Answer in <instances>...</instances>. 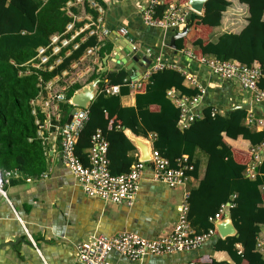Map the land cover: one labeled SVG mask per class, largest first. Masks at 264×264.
Wrapping results in <instances>:
<instances>
[{"label":"trees","instance_id":"obj_1","mask_svg":"<svg viewBox=\"0 0 264 264\" xmlns=\"http://www.w3.org/2000/svg\"><path fill=\"white\" fill-rule=\"evenodd\" d=\"M69 1L75 0H0V170L38 176L48 168L46 147L38 134L36 122L37 119L43 122L46 118L42 106L48 97L46 85L57 76H60L56 83L59 87L66 84V77L62 73L71 69V65L88 48L98 45L97 35H90L82 41V36L88 33L85 32L77 35L60 53L52 55L46 65L40 68L32 65L38 60L36 56L41 46H48V51L52 52V35L71 38L76 29L88 22L87 19L77 21L76 16L91 15L97 19L100 15L97 8L90 6L89 0L72 7H69ZM239 2L242 4L239 8L230 10L234 7L233 0H208L204 13L194 12L190 22L192 25L198 21L209 24L214 34L209 40L197 37L188 44L195 48L199 57L264 66V0ZM166 6L164 4L158 9L159 15H162ZM68 8L75 16L68 14ZM228 19H236L235 25L231 26ZM227 22L230 26L225 29ZM71 23H74V29L68 31L67 26ZM185 41L184 37L178 39L177 48H185ZM76 42L80 45L73 49ZM111 48L112 43L105 41L100 51L101 57L108 54ZM69 49L71 53L67 55ZM58 58L63 59L56 65ZM51 64L55 66L53 69L49 68ZM162 71L161 78L151 76L144 82L137 93L135 106H124L121 102V95L130 92V88L124 84L128 78L126 70L105 73L94 71L89 82L102 75L103 79L109 78L111 84L120 85V92L109 95L106 92L108 86L105 87L102 81L100 85L103 88L90 106V119L85 129L89 127L91 136L97 129L103 130L110 142V168L114 174L129 171L135 162L129 155L135 147L124 128L114 130L113 135L106 129L116 114L122 115L123 126L134 133L144 136L156 134L154 147L171 161L172 166H177V158L188 155L189 163L194 165V169L188 172L190 178L199 177L202 157L198 153L204 154V175L196 186L191 185L188 189L191 226L197 233L210 230L214 227L210 217L223 204L234 202L231 214L240 234L219 238L217 242L219 249L231 254L233 263L213 260L205 264H243L244 261L247 264H264V255L257 248V238L264 224V154L259 169H255L251 177L248 175L250 163L238 162L232 144L227 140L242 137L255 148L264 142V128L258 130L248 125L247 110L228 108L222 112L214 103L202 108L201 118L181 128L180 108L168 96V91L176 88L182 95L192 97L198 93V89L188 87L189 82L184 73L174 67L167 66ZM259 85L264 88V77ZM81 87L76 82L65 91V99L60 102V118L56 120L55 116L52 117L54 124L67 122L73 108L69 99ZM152 104H158L160 109L151 110ZM81 151L78 144V154L88 163ZM253 159L254 156L251 161ZM237 244H242L241 251Z\"/></svg>","mask_w":264,"mask_h":264},{"label":"crops","instance_id":"obj_2","mask_svg":"<svg viewBox=\"0 0 264 264\" xmlns=\"http://www.w3.org/2000/svg\"><path fill=\"white\" fill-rule=\"evenodd\" d=\"M94 1L103 9L101 14L103 25L111 31V35H97L96 53L85 57L83 55L71 65L70 72L66 76L67 84L74 81L83 87L93 81L89 82V79L94 71L99 70L101 73L126 70L128 73L126 79H143L142 76L156 62V58L161 56L163 61L175 64L177 66L175 69L179 72L196 75L202 82L206 92L202 96L201 109L206 104L214 103L224 112L240 104H251V112L264 119L263 103L254 102L253 94L238 82L221 78L201 64L196 58L198 55L195 53V48L188 44L197 37L209 40L214 34L212 26L201 21L191 24L188 34L184 37L186 47L178 49L177 44L176 48L171 45V37L177 31L185 29L188 24L168 30L146 25L142 17L143 0ZM166 2L184 4L187 0H166ZM233 2L234 7L230 10L242 5L239 0ZM72 6L74 5H69ZM70 13L72 14L68 8V14ZM81 15L76 16L75 19L77 21L87 19L88 15ZM228 21L233 26L236 19L234 21L228 19ZM229 22L226 23L225 29L230 26ZM122 27L127 28L130 41L124 38L125 35L120 34ZM107 40L112 43V48L108 54L101 57V48ZM134 49H137V52H133ZM188 52L192 53V56ZM194 53L196 57L193 56ZM135 56L137 60L134 59ZM162 74V70H157L151 76L158 79ZM100 76L102 78V75ZM102 81L105 87L117 85L111 84L107 77L102 78ZM102 81L99 83L96 97L103 88L100 85ZM147 81L146 79L145 82ZM128 87L130 92L121 95L122 105L135 106L137 93L140 90ZM188 87L193 86L188 84ZM150 109L157 111L160 106L152 104ZM123 124L122 115L116 114L111 118L106 129L110 135H113L114 130L124 128L126 136L135 147L130 150L129 155L137 162L141 156L140 149L127 134L128 131L132 133L133 131L125 128ZM255 127L258 130L264 128L260 125ZM57 133L58 131L53 128L45 134L46 139L45 142L43 141L47 154V170L38 176H26L21 173L12 176L4 187L6 196L0 194V264H83L78 258L76 245L91 240L94 235L136 232L149 239L164 235L173 229L186 191L191 185L196 186L205 172L206 156L199 152L202 157L200 175L198 178H189L185 185L171 188L157 181L153 171L148 168L143 174L133 204L105 201L88 196L76 176L62 162L59 140L54 139ZM83 133L78 138V144L81 153L87 159L88 151L92 146L89 127ZM151 134L153 133L148 136L140 134L137 136L151 140L154 146ZM227 140L232 144L238 162L253 164L254 159L251 160L254 156V147L248 140L242 137L237 140L230 138ZM258 149L264 154V145ZM261 227L262 231L258 238L264 237V224ZM214 236V239L211 237L212 239L207 240L200 248L187 252L161 256L146 255L141 261H132L114 252L110 258L117 264H179L188 260H196L202 264L211 263L213 260L233 263L231 254L217 247L219 238H225H222L218 231ZM237 248L241 251L242 244H237ZM243 264L247 262L244 261Z\"/></svg>","mask_w":264,"mask_h":264},{"label":"built area","instance_id":"obj_3","mask_svg":"<svg viewBox=\"0 0 264 264\" xmlns=\"http://www.w3.org/2000/svg\"><path fill=\"white\" fill-rule=\"evenodd\" d=\"M83 2L84 0L69 1L68 5L83 4ZM89 2L91 7L97 8L100 14L99 17L93 19L91 15H88L86 17L88 22L76 29L71 38H61L60 34L52 35L50 43L52 52L50 53L48 51V46H41L36 56L38 60L32 63L33 66L40 68L46 65L50 61L52 55L58 54L63 48L68 47L77 35L88 32L86 35L82 36V41L90 35H111V31L103 25V18L101 17L103 9L96 1L89 0ZM143 3L142 17L144 23L150 27L164 30L177 29L178 27L188 24L187 16L193 11L187 5V2L183 4L166 2V0H143ZM164 4H167L166 9L162 15H159L158 9ZM73 29L74 23L67 26L68 31ZM119 32L121 35H126L128 30L126 27H122ZM79 45L80 44L77 42L74 43L73 49L78 48ZM96 51L97 46L90 47L85 52L84 57L86 55H93ZM70 53L71 50L69 49L67 55ZM188 54L192 56V53L188 52ZM193 56L196 57V54ZM196 58L201 64L208 67L221 78L238 82L244 89L250 91L253 94L254 102L264 103V88L259 85L261 79L264 77V66H249L234 60H221L215 57L197 56ZM62 59L63 58H58L56 60V65L61 63ZM167 66L177 68L175 64L165 62L162 60L161 56H158L156 62L142 76L143 79H125L124 84L132 88L141 89L145 80H148L153 72L163 70ZM54 67L53 64L49 65L50 69ZM69 72L70 70H65L62 75L66 77ZM183 73L189 84L198 89V93L191 97L182 95L177 89L173 88L168 91V96L175 105L180 108L181 115L179 126L184 129L188 127L194 119L201 118L202 109L200 105L206 88L196 75L186 72ZM56 78L49 81L46 85L48 97L42 102L43 109L46 111V118L43 122L37 119L36 122L39 126L38 134L45 142V134L48 131H51L53 128L58 131L54 139L59 140L61 160L76 176L81 188L88 196L97 197L105 201L127 203L131 205L137 197L141 179L145 170L148 168L153 171V176L157 181H161L171 188L187 183L190 178L188 172L194 169V165L188 161V155L177 158V166H172L171 161L163 156L155 147L153 148L152 158L150 160H138L131 166L129 171L114 174L110 168V142L101 128L97 129L91 136L92 146L87 154L88 163H85L77 152V145L78 138L90 119V108L73 106L75 107V112L70 122L54 124L52 122V117L55 116L56 120L60 118V102L65 99V91L71 84L75 83L71 81L69 84L66 83L61 85V91L58 92L56 83L60 79V76ZM119 91L120 85H112L106 88L107 93L114 94ZM33 112L36 114L35 110ZM248 112V125L264 126L263 118L255 116L251 110ZM151 135L155 140L156 134L153 133ZM263 145L264 142L253 148L255 162L250 164L251 166L248 172V175L251 177L255 174L257 161L262 159L263 152L261 153L258 148ZM18 175L19 172L17 171L0 170L1 195L6 196L5 185L10 181L12 176ZM28 180H31V178H28ZM189 197L190 193L187 190L184 202L180 206L178 219L173 229L168 233L153 239L143 237L136 232H121L114 235L105 233L94 235L89 241L77 243L76 249L79 260L83 264H117L110 258L111 254L114 252L132 261H141L146 255L161 256L200 248L207 240L217 233V221L222 219L226 210L231 209L235 203L228 202L223 204L220 210L210 217V221L214 224V227L206 232L197 233L191 226L189 220ZM257 248L264 255V237L257 239ZM179 264L202 263L196 260H188Z\"/></svg>","mask_w":264,"mask_h":264},{"label":"water","instance_id":"obj_4","mask_svg":"<svg viewBox=\"0 0 264 264\" xmlns=\"http://www.w3.org/2000/svg\"><path fill=\"white\" fill-rule=\"evenodd\" d=\"M208 0H187V5L193 10V12L198 14H203L205 11V5ZM193 17V13L190 12L187 16L188 19V26L183 29L182 31H177L172 37H171V45L176 48V41L180 38L185 37L189 32V26L191 25L190 19ZM126 40L130 41V35H125L124 37ZM146 47L148 45H145ZM144 46V50L146 47ZM130 49H128L129 51ZM141 50V51H144ZM133 52H137V49H134ZM154 57V55H152ZM135 60H137V57H134ZM100 72V70H99ZM103 72V71H102ZM102 81L101 76H98L96 79H94L91 83L79 88L74 95L69 99V102L72 106H79L83 108H90L91 102L96 97V94L98 92L99 83ZM238 108L245 109V110H251L252 105L251 104H240L235 107H233V110H236ZM75 112V107H73L69 117L68 122L71 121L73 118V113ZM134 133V132H133ZM131 131H128L127 134L129 135V138L134 143V145L140 149L141 156L140 160L148 161L152 158L153 153V142L147 138H142L137 136V134H133ZM261 161L259 162V164ZM258 164V165H259ZM258 165L256 166V170L259 169ZM216 228L218 230V234L222 238H226L229 236H239V232L233 222L231 209L226 210L224 213V216L222 219L217 221ZM213 239L215 236L212 237ZM211 238V239H212Z\"/></svg>","mask_w":264,"mask_h":264},{"label":"rangeland","instance_id":"obj_5","mask_svg":"<svg viewBox=\"0 0 264 264\" xmlns=\"http://www.w3.org/2000/svg\"><path fill=\"white\" fill-rule=\"evenodd\" d=\"M56 79H57V78H56ZM60 86H61V85H60ZM56 87H57L56 89L58 90V92L61 91V87H59V85L56 84ZM260 161H261V160H260ZM257 162H259V161H257ZM256 166H257V165H256ZM182 201H183V198H182ZM182 201H181V202H182Z\"/></svg>","mask_w":264,"mask_h":264}]
</instances>
